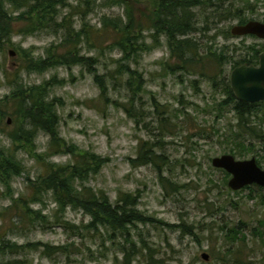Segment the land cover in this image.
<instances>
[{
    "label": "rangeland",
    "instance_id": "obj_1",
    "mask_svg": "<svg viewBox=\"0 0 264 264\" xmlns=\"http://www.w3.org/2000/svg\"><path fill=\"white\" fill-rule=\"evenodd\" d=\"M64 1L67 5L58 8L57 20L60 22L79 9V14L70 18L77 31H84L78 48L82 56L99 61V75L109 76L106 77L109 100L101 97L88 66L28 73L23 67V52H31L34 58L47 57L48 50L61 43L62 32L53 25L26 34L27 23L17 20L21 11L12 13V19L16 20L12 25V41L4 42L0 49V112L5 113L4 116L0 113V153L12 156L23 166V172L11 182L10 188L0 183V227L3 233L9 231L8 238L19 245L40 242L67 249L50 254L26 249L19 256H0V264L15 259L22 264H126L128 251L136 255L132 264H264V240L254 234L255 229H264L259 224L264 221L261 201L264 190L251 185L234 191L229 187L231 175L212 165L214 158L240 148L231 139L233 126L237 124L235 114L225 111L218 116L216 107L225 96L212 88L209 81L215 74V65L206 64L207 68H202L204 60L172 73L166 65H173L175 60H170L166 38L154 45L153 34L145 32L144 42L152 48L144 52L137 63L131 62L132 69L137 70L144 81L141 90L134 93L127 85L128 76L117 81L110 78L116 75L122 54L107 47L109 36L101 29L105 16L126 19L127 6L113 5L112 0ZM85 1H90L89 12L84 4L80 6ZM127 1L138 10L135 11L137 19L145 20L141 13L147 9L146 0ZM257 1L251 0L256 12L250 13L248 18L264 23V6ZM202 20L200 14L198 29L203 27ZM236 25H239L237 20H229L212 26L206 35L200 30L191 34L189 38L198 49L195 60L207 57L212 62L210 53L218 54L226 47L238 48L237 56L252 54L250 49H263L264 41L255 36L231 35ZM97 37L104 42L102 49L95 47ZM10 51L15 52V56H11ZM225 71L230 79L232 69L228 67ZM53 80L57 82L50 91V98L60 101V137L68 145L109 159L86 185L104 191L112 202L120 193L140 194L138 209L150 222L134 227L130 236L105 229L86 231L84 226L90 223V217L72 209L61 213L51 193L39 197L40 202L30 203V208L43 219L39 217L32 222L20 216L25 215L24 209L13 200L32 199L28 180L34 181L43 175L49 163L67 165L73 159L70 155L48 156L50 139L44 133L37 135L35 150L15 152L9 135L19 125L15 117L17 106L12 101L7 106L4 103L17 90L11 85L13 82L33 88ZM194 81H199V85H193ZM261 114L262 111L258 117H251V121L254 126L262 124L264 130ZM9 119L11 124L7 122ZM254 142L258 143L257 149H261L260 142ZM144 143L154 145L158 154L169 160L164 174L167 182L161 183L155 167L134 163ZM252 156L235 158L247 160ZM260 167L264 170V164ZM127 240H133L136 248L131 246L130 249ZM203 254L208 255V260L203 259Z\"/></svg>",
    "mask_w": 264,
    "mask_h": 264
},
{
    "label": "trees",
    "instance_id": "obj_2",
    "mask_svg": "<svg viewBox=\"0 0 264 264\" xmlns=\"http://www.w3.org/2000/svg\"><path fill=\"white\" fill-rule=\"evenodd\" d=\"M96 1V0H95ZM139 3L141 0H132ZM147 9L141 14L145 20L137 19V9L131 7L127 0H112L113 5L125 4L127 6L125 18L118 16L111 19L107 16L101 21V29L104 34L109 36L107 41L110 44L107 47L116 49L122 54V62L117 69L116 75H111L113 81L128 76L127 85L132 92L137 93L141 90L144 81L142 75L135 69H132L131 62L137 63L138 59L144 52L150 51L151 48L146 45L144 37L145 32L152 33L154 45L160 44L163 37L167 40V47L170 53V60H175L173 65L167 64V69L175 73L184 71L190 63L214 64L215 74L209 77L212 88L220 91L224 100L220 101L216 107L218 116L223 115L225 111L235 114L237 124L233 126V138L238 150L232 149L230 155L245 157L253 155L259 166L264 164V130L262 124L254 126L251 117H258L259 112H263L264 124V101L259 103L240 102L235 97L230 87V79L225 76V65L231 54H236L238 48L231 50L226 47L217 52L210 53L212 62L204 59H196L198 49L189 36L198 30L205 35L212 30V26L217 27L229 20H237L239 25L252 21L248 18L250 13L256 12V7L251 0H146ZM264 0H258L257 3ZM88 7L91 11L90 1L81 3L80 6ZM67 4L64 0H0V49H3L4 42L12 41V25L16 21L12 19V13L21 11L17 20L27 23L26 34H33L37 30L56 26L57 31L61 30L62 41L58 46H53L48 50L47 57L34 58L31 52L24 53V69L31 72H45L51 68L67 67L72 69L73 66H88L89 73L94 74L95 82L100 88V95L108 99L109 89L106 83V76L98 74V60L94 57L82 56L78 45L84 33L83 30L77 31L70 20L74 14H79V9H75L69 16L63 17L58 22L59 10ZM10 6V9H8ZM200 9L199 13L195 10ZM10 12V13H9ZM210 12V13H209ZM201 14L202 29L196 27L199 24ZM226 36L229 33L225 34ZM232 35V34H231ZM215 38V37H214ZM97 49L103 48V40L100 42L97 37ZM145 40V42H144ZM103 42V43H102ZM61 49V51H59ZM252 54H248L253 60H258L260 51L250 49ZM208 56V55H207ZM202 76H206L202 73ZM57 80L47 82L44 85L25 88L17 82V90L5 100V105L12 101L17 106L15 112L16 121L19 122L18 128L13 134L9 135L15 147V152L35 150V140L39 133H44L50 139L48 148L49 155H70L72 162L67 165H56L49 163L45 173L40 175L36 180H28L29 188L33 192V197L28 199L19 198L13 200L15 205L23 207L24 214L20 215L22 219L29 218L32 222L44 218L40 213L30 208V203L40 202L39 197L44 193H51L54 202L59 207L61 213L68 209L81 211L90 217V223L84 226L88 232L105 229L108 232L119 233L122 236H130L131 230L142 224L150 222L139 209L140 194L120 193L115 202H112L109 195L101 190H95L86 185L91 176L98 175L102 169L109 163V159L90 151H82L74 145L68 143L60 137L59 125L60 116L58 115V99L50 98V91ZM193 85H199V81H194ZM259 108V109H258ZM1 113L4 116L5 113ZM259 141L261 149H257ZM54 150V151H53ZM137 166H153L156 168L161 183L167 182L164 176L169 160L165 155L158 154L155 146L150 143H144L140 147L137 159L134 161ZM23 166L14 160L12 156H6L0 153V183L10 188L11 182L18 176L22 175ZM250 188V186L246 187ZM264 190V188H260ZM264 205V196L261 198ZM15 209H18L17 207ZM157 223H163L156 221ZM260 227H264V221L260 222ZM172 227V226H169ZM0 227V256L13 255L19 256L22 251L38 252L43 250L44 253L63 252L67 247L50 246L43 243H27L19 245L12 242L9 237V231L3 233ZM254 234L264 240V229H255ZM127 243L135 249L136 245L133 240H127ZM145 244V243H144ZM144 249H147L145 246ZM126 264H132L136 255L134 252H126ZM7 264H22L18 259L9 261Z\"/></svg>",
    "mask_w": 264,
    "mask_h": 264
},
{
    "label": "water",
    "instance_id": "obj_3",
    "mask_svg": "<svg viewBox=\"0 0 264 264\" xmlns=\"http://www.w3.org/2000/svg\"><path fill=\"white\" fill-rule=\"evenodd\" d=\"M231 34L236 37L251 35L264 40V23L252 20L236 25L231 29ZM10 55L15 56V52L10 51ZM230 87L234 97L240 102L254 104L264 101V52L260 54L257 66L242 65L231 72ZM212 165L231 175L229 187L234 191L251 185L264 188V170L255 158L237 160L229 154L214 158ZM202 257L208 260L207 254Z\"/></svg>",
    "mask_w": 264,
    "mask_h": 264
},
{
    "label": "flooded vegetation",
    "instance_id": "obj_4",
    "mask_svg": "<svg viewBox=\"0 0 264 264\" xmlns=\"http://www.w3.org/2000/svg\"><path fill=\"white\" fill-rule=\"evenodd\" d=\"M249 37H252V36L249 35ZM262 47H263V49L260 50V52L258 54V60H253L248 55L247 56H237L236 54H231L230 55V59H227V62H226V65H225V70L228 69V67H230L232 69V71H233L235 68L240 67L242 65H255V66H257L259 64V56H260L261 53L264 52V46H262ZM257 49H259V48H256V50ZM7 122H8V124H11V120L10 119Z\"/></svg>",
    "mask_w": 264,
    "mask_h": 264
}]
</instances>
